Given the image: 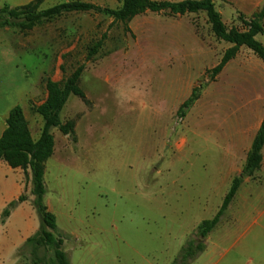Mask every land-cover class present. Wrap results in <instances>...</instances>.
Instances as JSON below:
<instances>
[{"label":"rangeland","instance_id":"374dc122","mask_svg":"<svg viewBox=\"0 0 264 264\" xmlns=\"http://www.w3.org/2000/svg\"><path fill=\"white\" fill-rule=\"evenodd\" d=\"M67 1L41 0V7ZM81 1L122 6V0ZM215 1L228 28L247 29L243 20L254 12L234 0ZM168 27L176 36L161 34ZM230 46L216 37L205 11H149L126 23L75 11L31 29L0 28V134L10 109L21 105L38 139L44 118L34 107L47 98V80L64 86L83 68L86 100L70 94L60 112L63 122L75 121V132L52 129L55 151L45 171L60 226L88 240L69 251L72 264H172L198 225L218 212L232 184L230 164L246 159L238 135L254 117L240 105L264 87L256 64L211 78ZM238 60L264 63L247 46ZM195 87L198 100L180 116ZM255 205L264 209V194ZM235 209L210 233L208 251L188 264L264 263V217L254 222V211L239 223ZM34 246L42 259L32 263L58 264L54 247L29 244L25 251ZM85 251L93 256L80 257Z\"/></svg>","mask_w":264,"mask_h":264},{"label":"trees","instance_id":"16d2710c","mask_svg":"<svg viewBox=\"0 0 264 264\" xmlns=\"http://www.w3.org/2000/svg\"><path fill=\"white\" fill-rule=\"evenodd\" d=\"M75 11L106 13L111 15L114 21L123 23L147 11H165L171 15H185L205 11L216 37L232 44L225 50L220 62L210 71L212 79H215L226 64L237 56L242 46H247L264 61V44L257 38L258 34L264 32V5L261 10L253 14L251 19L243 20L247 29L240 30L227 27L222 14L216 8L215 0H122V6L117 9L81 0H71L49 7H41V0H33L16 7L7 4L0 7V28L9 26L31 29L43 19ZM126 29L130 30L128 26H126ZM82 70V66L75 70L67 78L64 86L52 78L47 80V98L43 103L34 107L35 111L44 118V126L38 139L33 137L21 105H16L10 109L6 119V128L0 136V159L7 161L14 168L21 167L26 172L29 169L31 173L32 192L35 196L34 204L40 216L41 227L37 236L29 239L28 243L54 247L58 264H70L67 253L63 249L67 234L59 230L56 215L49 210L45 202L47 192L45 171L46 163L55 151V138L52 129L58 127L64 134L75 132V121L63 122L60 118V112L70 94H75L86 100V94L79 83ZM198 98L199 88L195 87L190 97L180 106L178 114L184 116L186 110ZM263 147L264 119L254 137L243 170L233 178L220 209L212 218L204 219L198 225L194 238L183 246L179 259L172 264H188L201 252L205 251L209 234L220 223L225 210L235 197L244 178L251 176L261 167ZM26 174L28 177V172ZM25 198V195H22L18 200L12 202L9 208L5 210L4 216L9 214L10 208L25 200Z\"/></svg>","mask_w":264,"mask_h":264},{"label":"crops","instance_id":"0c3cea01","mask_svg":"<svg viewBox=\"0 0 264 264\" xmlns=\"http://www.w3.org/2000/svg\"><path fill=\"white\" fill-rule=\"evenodd\" d=\"M0 1L7 2L9 0H0ZM14 1L26 4L31 2L32 0H14ZM234 2L237 5H239L240 9L252 11L254 13L257 12V10L264 4V0H234ZM215 4L217 5L216 1ZM218 11L222 14L224 20L223 10H218ZM155 13H161V12H155ZM187 15L188 14L181 16H187ZM173 31L174 29L168 27V28H164L161 34L176 36L173 35ZM257 38L264 44V32L258 34ZM238 57H239V52L237 56L232 60H230L226 64L224 69L220 72L221 77L229 70H237L241 66L250 67L253 69L254 64H256L263 69V75H261L262 76L261 83L264 85V63L260 61L238 60ZM240 107L243 110H247V111L249 110V112H246L245 114L243 113L244 115L249 114V115H253L252 117H254L251 119L248 125H246L243 129H240L238 135L240 141V149L247 151L246 152V158H247V154L251 149L254 137L264 119V87H262L261 91H257L255 96L249 97L247 100H245L240 105ZM1 135L2 133L0 134V136ZM262 154H263V159H262L261 167L254 172L255 174L254 176L257 177L256 178L257 180L252 179L250 176L245 177L243 183L238 189L232 202L225 210L226 212L227 210L235 207L236 209L234 211V214L236 215L237 213L236 219H239V223L244 224L248 219H250V217L253 216L252 213L254 211L257 212L258 214L254 218V222H257L260 218L264 217V209L261 210L260 207L255 205V201H257L261 197V193L264 194V147ZM245 162L246 159H243L239 164L234 159V161L230 164L227 177H229L231 181L233 180V178L229 176L230 172L234 173V175L240 174L243 170ZM27 172H28V177L26 174ZM27 172L21 167L14 168L10 166L7 161L0 159V264H34L35 262L32 263L34 258L37 260L42 259L41 258L42 254L40 253L41 254L40 255L36 251L37 247L35 246L31 248V251H25V249H27L29 246L28 243L29 239L37 236L41 227L40 216L34 204L35 196L32 192L33 185L31 181V173L29 169ZM259 187H262L261 193H259L258 191ZM22 195H25L26 197L25 200L19 202L18 204L10 208L9 214L7 216H4V212L9 208L10 204L18 200ZM45 202L49 210L56 215L57 225L59 230L69 235V237L65 238L64 240L63 249L67 253L70 264H72L70 256L68 254L69 251L77 248L80 249L82 247L81 246L82 243H88V240L87 238L82 239L81 235H79L75 230L69 233L68 230L62 228L60 226V220H59L60 218L58 211L53 206L47 195L45 196ZM210 237L211 236L209 234L206 244L207 248L205 249V251H208L209 249ZM71 239H73L74 242L72 243V245L70 244ZM88 256L90 257L93 256L91 251L89 252L85 251L80 255V257H84V259H86ZM25 259H28L29 261H31V263L30 262L24 263L23 261ZM216 263L217 262H212L211 264H216ZM38 264H43V263H38ZM236 264H241V263H236ZM245 264H254V263L253 261H250L248 263L246 262ZM259 264H264V263H259Z\"/></svg>","mask_w":264,"mask_h":264}]
</instances>
